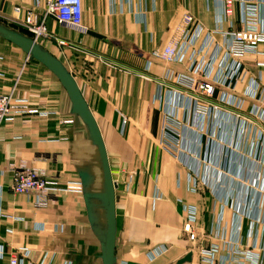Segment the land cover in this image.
I'll return each instance as SVG.
<instances>
[{
	"label": "crops",
	"instance_id": "crops-1",
	"mask_svg": "<svg viewBox=\"0 0 264 264\" xmlns=\"http://www.w3.org/2000/svg\"><path fill=\"white\" fill-rule=\"evenodd\" d=\"M44 2L0 0V22L27 32L26 14L35 11L42 17ZM224 5L225 0H83L82 32L52 15L46 18L53 39L39 42L75 76L107 148L117 184L118 264H178L194 246L182 231L183 204L198 207L197 224L210 232L218 215L231 220L233 210L225 198H233L232 202L244 208L248 192V207L254 211L262 202L264 122L254 112L255 106H264L244 92L257 82L259 93H264V42L258 54L245 60V79L235 86L234 94L245 104L232 111L241 117L226 119L219 114L201 130L195 125L193 112L178 110L183 123L189 118L185 144L196 153L192 165H199L202 181L209 187L201 184L198 193H191L192 171L161 145L164 110L174 95L163 87L162 98L155 99L167 66L154 60L152 51L169 42L186 13L207 30H237L243 26L244 7L251 6L259 28L264 30V0H234L229 22ZM54 37L72 42L77 50L59 46ZM217 39L222 42L224 37L217 34ZM170 68L186 70L179 64ZM167 84L180 90L172 81ZM12 90L17 98L26 99L30 107L47 115H17L5 121L0 131V246L5 251L0 264H9L10 253L20 248L30 250L25 264L37 263L46 250L55 253L53 264H102L101 241L89 219L82 184L80 189L52 194L44 208L35 206L33 195L12 190L17 167L35 168L59 186L81 182L79 171L87 169L95 177L96 191L102 189L103 177L97 148L85 124L71 112V101L61 82L39 61L0 37V92ZM220 91L212 102H218ZM123 117L129 120L124 132ZM241 118L250 123L244 125ZM123 169L135 173L130 176ZM103 213L99 210L102 225ZM247 226L245 220L244 235ZM212 242L218 239L211 237L206 243ZM159 247L165 248L164 252L151 256ZM197 261L194 252L192 261L183 264Z\"/></svg>",
	"mask_w": 264,
	"mask_h": 264
},
{
	"label": "built area",
	"instance_id": "built-area-1",
	"mask_svg": "<svg viewBox=\"0 0 264 264\" xmlns=\"http://www.w3.org/2000/svg\"><path fill=\"white\" fill-rule=\"evenodd\" d=\"M233 2L234 0H225L224 17L228 22L233 14ZM39 4L40 0H37V5ZM251 8V6L244 7V17L241 21L243 26L237 30L223 28L207 30L202 24L196 23L192 14L186 13L174 29L169 42L155 48L151 54L154 60L167 66L164 80L159 82V91L155 99L162 98L163 87L170 88L169 92L174 95V100L164 110L165 121L161 145L165 151L192 171L193 174L189 180L190 191L194 194L199 192L201 184L209 187V183L202 181V175L198 172L199 165H192V157H195L196 153L193 148L187 149L185 144L187 139L185 124L189 122V118L184 119L185 123H183L178 110L184 108L187 112H193L196 118L195 125L200 126L201 130L205 124L209 126L217 120L219 114L225 115L226 119L232 116L241 117L232 111V109H242L245 104L242 97L239 98L234 94L235 86L237 82L245 79V60L249 56L258 54L259 47L264 42V30L259 28ZM49 15L75 30L80 32L84 30L83 0H45L42 17L37 12L30 11L24 18L27 32L38 42L44 38L53 39L46 25V18ZM230 24L233 26L231 21ZM217 34L224 37L222 42L217 39ZM54 38L59 46L77 50L72 42ZM172 64L184 65L186 70L174 71L170 68ZM168 81L175 83L180 90L175 91L168 86ZM218 90H221V94L218 102L214 103L212 99ZM259 92L260 85L253 82L247 86L244 95L258 99L264 106V93ZM255 109L256 118L264 122V109L261 106H255ZM23 113L47 115V112L30 107L26 99L17 98L14 90L0 92V131L5 121ZM225 118L223 117L224 121ZM241 120L244 125L250 123L246 118ZM128 121L127 117L122 118V132ZM225 154H228V150ZM122 171L130 176L135 173L127 169ZM254 185H250L251 188H254ZM80 188L81 182L78 181H68L64 186H59L57 181L35 168L17 167L13 170L12 190L17 194L33 195L35 206L39 208L49 204L52 194ZM232 199L225 198V204L233 210L231 220L225 221L224 214L218 215L214 229L212 228L210 232L202 230L197 224L198 207L183 204L186 215L182 231L194 244L192 252L197 253L196 264H264V195L256 211L248 207L250 193L247 192L245 195L244 204L247 203V205L244 208L232 202ZM0 215H3L1 208ZM245 220L248 226L244 235ZM211 237L218 239V242L207 244ZM164 250L165 248L159 247L151 252V256H157ZM29 252L27 248H20L10 253L9 264H25ZM4 254V248L0 246V257L2 258ZM54 260L55 253L46 250L37 263L30 264H53Z\"/></svg>",
	"mask_w": 264,
	"mask_h": 264
},
{
	"label": "water",
	"instance_id": "water-1",
	"mask_svg": "<svg viewBox=\"0 0 264 264\" xmlns=\"http://www.w3.org/2000/svg\"><path fill=\"white\" fill-rule=\"evenodd\" d=\"M0 37L19 47L30 59L39 61L58 78L71 101V112L85 124L89 133V138L92 144L96 146L99 154L103 183L100 191L94 190V175L87 169L80 170L79 176L83 186L84 199L89 213V219L101 241L100 258L102 264H118L116 256L117 184L113 178V172L100 126L75 76L60 58L30 35L0 22ZM99 210H103L104 212V225L99 221ZM192 258L193 252L191 251L182 258L178 264L191 262Z\"/></svg>",
	"mask_w": 264,
	"mask_h": 264
},
{
	"label": "trees",
	"instance_id": "trees-1",
	"mask_svg": "<svg viewBox=\"0 0 264 264\" xmlns=\"http://www.w3.org/2000/svg\"><path fill=\"white\" fill-rule=\"evenodd\" d=\"M15 29V28H14ZM21 32L30 35L28 32L24 31V30H20Z\"/></svg>",
	"mask_w": 264,
	"mask_h": 264
}]
</instances>
